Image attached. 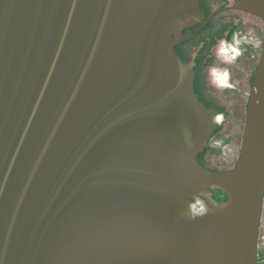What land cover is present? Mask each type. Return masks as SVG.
Returning <instances> with one entry per match:
<instances>
[{
  "label": "water",
  "instance_id": "95a60500",
  "mask_svg": "<svg viewBox=\"0 0 264 264\" xmlns=\"http://www.w3.org/2000/svg\"><path fill=\"white\" fill-rule=\"evenodd\" d=\"M234 7L264 19V0ZM203 14L0 0V264H261L264 42L235 166L202 165L229 112L174 46Z\"/></svg>",
  "mask_w": 264,
  "mask_h": 264
},
{
  "label": "flooded vegetation",
  "instance_id": "af4514ba",
  "mask_svg": "<svg viewBox=\"0 0 264 264\" xmlns=\"http://www.w3.org/2000/svg\"><path fill=\"white\" fill-rule=\"evenodd\" d=\"M200 5L204 9L203 17L195 25L183 29V33L190 37L182 41L181 43L176 44L174 46V50L181 57L183 63H190L192 60L194 61L193 69L195 71V92L205 106L217 109L215 115L216 117L220 114H226V112L219 105H215L212 101L207 100L209 102L208 105L202 99V97L208 98V92L210 90L207 88V86L213 85L208 82L207 72L212 66H217L220 69L226 71L229 81L228 87L233 91V88L237 89L236 86H233V79L236 76L235 73L233 74V72L242 73V71H246V69L250 65L252 66V68H254L255 63L256 67L254 73L252 72L253 69H251L254 79L259 59L254 62L252 57H247V51L243 44L248 43L249 45H254V37L241 34V31H243L245 28L243 25L244 22L241 20L240 16L250 15L259 18V20L262 22H258L257 24V28L259 30L264 29V19L243 10L236 9L234 7L235 0H200ZM237 36L240 38L239 47L237 46L236 42ZM231 40L236 43L234 44V48L236 49V56H238L234 60L224 57L220 51V47L224 43V41L230 42ZM263 42L264 38H262L258 42L257 46L260 48V50H262ZM230 54L233 55V47L231 48ZM258 58H260V56ZM203 79L205 83L202 81ZM229 89L228 91H230ZM218 111L220 112L218 113ZM223 118L224 117L222 116V121ZM221 123H219V126ZM201 155L202 154L198 155L197 159L202 165H204L200 160ZM226 199L227 197L225 195V200ZM259 236L260 227L258 240ZM257 259L261 264H264V259L259 252L257 253Z\"/></svg>",
  "mask_w": 264,
  "mask_h": 264
},
{
  "label": "rangeland",
  "instance_id": "374dc122",
  "mask_svg": "<svg viewBox=\"0 0 264 264\" xmlns=\"http://www.w3.org/2000/svg\"><path fill=\"white\" fill-rule=\"evenodd\" d=\"M240 18L244 22L243 25L245 28L241 31V34L254 37V45H249L248 43L243 44L247 51V57H252L254 62H256L261 54V50L257 45L258 42L264 38V29L259 30L257 28L258 22L261 21L255 16L243 15L240 16ZM237 57L236 49L233 45V55H229L227 58L235 59ZM255 67L256 64L254 63V68L250 65L246 71L240 70L242 73L233 72V74L235 73L236 75L233 79V86L237 88H233V91L228 87L229 81L226 71L217 66H212L207 72L208 82L213 84L207 86L210 90L208 92V99L229 112L224 116V130L217 132V141H220L221 145L214 144L203 154L205 163L218 170L232 169L237 162L242 141L246 106ZM251 69H253V71ZM228 89L230 91H228ZM258 249V252L264 259V201L260 222Z\"/></svg>",
  "mask_w": 264,
  "mask_h": 264
},
{
  "label": "built area",
  "instance_id": "2783aa9c",
  "mask_svg": "<svg viewBox=\"0 0 264 264\" xmlns=\"http://www.w3.org/2000/svg\"><path fill=\"white\" fill-rule=\"evenodd\" d=\"M237 46L239 47L240 45V38L237 36ZM236 44L235 42H233V40H231L230 42H225L221 45V54L224 56V57H228L229 55H231V48L233 47V45ZM232 59V58H230ZM234 60V59H233Z\"/></svg>",
  "mask_w": 264,
  "mask_h": 264
},
{
  "label": "trees",
  "instance_id": "16d2710c",
  "mask_svg": "<svg viewBox=\"0 0 264 264\" xmlns=\"http://www.w3.org/2000/svg\"><path fill=\"white\" fill-rule=\"evenodd\" d=\"M247 102H248V101H247ZM219 112H220V111H218V113H219ZM220 128H221V127L219 126L218 129H220ZM218 129H217V130H218ZM217 130H216V131H217ZM205 150H206V149H205ZM203 154H204V153H203ZM203 154H202V155H203ZM202 155H201V156H202ZM219 171H224V170H219Z\"/></svg>",
  "mask_w": 264,
  "mask_h": 264
},
{
  "label": "bare ground",
  "instance_id": "6f19581e",
  "mask_svg": "<svg viewBox=\"0 0 264 264\" xmlns=\"http://www.w3.org/2000/svg\"><path fill=\"white\" fill-rule=\"evenodd\" d=\"M242 39V38H241Z\"/></svg>",
  "mask_w": 264,
  "mask_h": 264
}]
</instances>
